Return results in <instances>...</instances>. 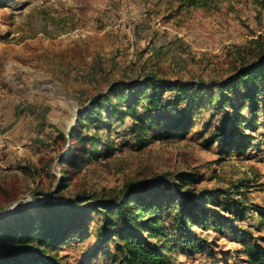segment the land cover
I'll list each match as a JSON object with an SVG mask.
<instances>
[{
  "label": "rangeland",
  "instance_id": "1",
  "mask_svg": "<svg viewBox=\"0 0 264 264\" xmlns=\"http://www.w3.org/2000/svg\"><path fill=\"white\" fill-rule=\"evenodd\" d=\"M255 40L264 41L256 0H228L209 12L178 0H0V220L37 203L78 196L84 207L91 196H122L126 186L195 172L194 191H217L220 205L208 209L229 226L194 228L207 251L190 254L178 244L174 263L244 264L246 248L264 247V91L256 114L241 99L244 87L224 109L209 98ZM146 75L189 83L192 91L186 99L166 92L172 105L164 112L139 105L141 141L130 115L106 110L127 100L121 89L101 111L84 115L117 82ZM221 130L226 135L218 138ZM75 131L93 142L81 146ZM80 153L73 170L67 163ZM232 199L245 208L227 210ZM101 217L90 213L88 229L64 241L56 252L63 264H124L113 239L99 240Z\"/></svg>",
  "mask_w": 264,
  "mask_h": 264
},
{
  "label": "trees",
  "instance_id": "2",
  "mask_svg": "<svg viewBox=\"0 0 264 264\" xmlns=\"http://www.w3.org/2000/svg\"><path fill=\"white\" fill-rule=\"evenodd\" d=\"M178 1L187 7L209 12L217 10L221 3L228 0ZM256 4L264 11V0H256ZM253 45L254 48L247 54H239V63L232 68L231 76L213 85L217 90L209 99L214 101L216 98L219 109L232 105V95L244 87L247 93L241 99L244 97L251 101L252 114L259 111L257 97L261 90L264 91V41L255 40ZM118 89H121L122 97L127 96V100L124 104L115 102L106 110L112 112L119 107L122 116L130 115L134 121L133 131L141 132L139 141L143 139L144 133V126L135 115L139 105L144 104L148 113L164 112L172 105V101L164 100L166 92H175V99H186L192 91L189 83L164 82L157 80L154 75H146L142 81L117 82L109 93L96 98L84 115L96 109L101 111L103 102L108 101L109 96H119L116 94ZM205 90V87L198 89L199 93ZM242 108L240 106L235 112H241ZM238 116L232 122L229 135L237 132ZM87 119L91 120V117ZM79 133L75 131L72 135H77V142L81 146L92 141L86 136L80 137ZM225 135V131L221 130L217 137ZM228 142L221 140V145L227 147ZM83 157L81 153L76 158L71 156L67 165L75 170ZM200 179L195 172L173 176L164 174L160 180L149 185L126 186L127 191L122 196L108 193L91 196L92 202L84 207L78 206L82 198L77 196L71 202L37 203L30 210L14 212L0 220V264H63L57 250L69 237L88 229L87 219L94 211L102 213L99 240L104 244L113 239L124 264H175L172 254L178 244L190 254L205 253L207 249L200 244L194 228L201 231L224 229L229 226V222L208 209L209 205H220L217 191H194L193 187ZM232 208L241 211L245 205L239 199H232L227 210ZM258 216L259 229L263 231L264 210ZM242 255L244 264H264V247L260 244L254 243Z\"/></svg>",
  "mask_w": 264,
  "mask_h": 264
}]
</instances>
